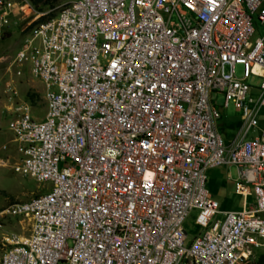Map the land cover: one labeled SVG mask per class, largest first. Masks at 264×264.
Returning <instances> with one entry per match:
<instances>
[{"label": "built area", "instance_id": "built-area-1", "mask_svg": "<svg viewBox=\"0 0 264 264\" xmlns=\"http://www.w3.org/2000/svg\"><path fill=\"white\" fill-rule=\"evenodd\" d=\"M11 30L20 39L0 55V91L12 145L0 148L14 173L47 186L0 210L21 221L0 236V264L264 255V0H70L53 13L0 0V41ZM23 70L41 84L40 119L15 99ZM214 93L241 111L228 143ZM222 164L252 203L224 211L210 198L206 171ZM191 210L201 231L187 240Z\"/></svg>", "mask_w": 264, "mask_h": 264}, {"label": "rangeland", "instance_id": "rangeland-1", "mask_svg": "<svg viewBox=\"0 0 264 264\" xmlns=\"http://www.w3.org/2000/svg\"><path fill=\"white\" fill-rule=\"evenodd\" d=\"M69 1L70 0H37L36 5L30 4L34 10H50V13H53L58 6ZM169 20L175 21V15L170 16ZM252 24L254 27L252 39H254L262 33L263 29L255 16L252 17ZM9 34L10 36L5 37L0 41V55H3L5 52V54H8L17 47L16 43L20 39L17 31L11 30V33ZM3 68L4 64L0 67V76ZM239 73L240 67L236 66L235 74L238 76ZM249 82L254 85L258 82V78L251 77L249 78ZM15 89L17 95V98L15 99L17 101L21 100L32 103V111L36 112L32 113L40 119L44 112V107L40 103L42 100L40 96L42 90L41 84L37 80L29 78L26 70H23L22 75L15 81ZM2 96L3 94H1L0 91V146L4 143H9V140L11 139V133L7 129L8 117L1 112V103L4 101ZM212 99L215 100V108L221 116L220 119L216 121L217 130L226 141H230L237 134L240 126L241 111L240 109L235 108L231 102L224 105L222 95L219 93H214L212 95ZM254 133L255 131H250L247 136ZM9 144L12 145V143ZM0 158L3 161V163L0 164V210L13 202L26 201L33 195L46 191L44 187H46L47 184L36 183L29 177L14 173L9 168L11 158H9V154H7L6 151L4 152L0 149ZM236 178V168L233 165L222 164L206 171L205 187L210 198L217 201L220 210L239 209L243 200H245L247 204L252 202V196L243 199L236 195ZM247 189L248 191L250 190L249 187H247ZM195 216L196 211L191 210L184 221V229L187 234V240L201 231V229L194 224ZM20 222L21 221H18L17 218L1 215L0 236L11 231L19 234L21 226Z\"/></svg>", "mask_w": 264, "mask_h": 264}, {"label": "crops", "instance_id": "crops-1", "mask_svg": "<svg viewBox=\"0 0 264 264\" xmlns=\"http://www.w3.org/2000/svg\"><path fill=\"white\" fill-rule=\"evenodd\" d=\"M262 114V113H261ZM221 117V116H220ZM262 123V122H261ZM241 124V123H240ZM262 125V124H261ZM240 127V126H239ZM238 132V131H237ZM237 135V134H236ZM236 135L232 138V139H234V138H236ZM231 139V140H232ZM225 140V139H224ZM230 140V141H231ZM225 142L226 143H228L229 141H226L225 140ZM211 170V169H210ZM208 171V170H207ZM207 190V189H206ZM208 192V191H207ZM237 195V194H236ZM239 196V195H238ZM240 197V196H239ZM249 197V196H248ZM242 198V197H241ZM247 198V197H246ZM212 199V198H211ZM213 200V199H212ZM215 201V200H214ZM253 201V200H252ZM216 203H217V201H216ZM252 203V202H251ZM250 204V203H249ZM217 205H218V203H217ZM246 205H248L246 202H245V200H243V202L241 203V207L239 208V209H241L243 206H246ZM219 207V206H218ZM239 209H236V210H239ZM222 210V209H221ZM229 211H234V209H228ZM224 211H227V210H224Z\"/></svg>", "mask_w": 264, "mask_h": 264}, {"label": "trees", "instance_id": "trees-1", "mask_svg": "<svg viewBox=\"0 0 264 264\" xmlns=\"http://www.w3.org/2000/svg\"><path fill=\"white\" fill-rule=\"evenodd\" d=\"M32 5H36L37 0H29ZM46 4V3H45ZM40 9V8H39ZM255 264H264V255L261 254L258 256Z\"/></svg>", "mask_w": 264, "mask_h": 264}, {"label": "clouds", "instance_id": "clouds-1", "mask_svg": "<svg viewBox=\"0 0 264 264\" xmlns=\"http://www.w3.org/2000/svg\"><path fill=\"white\" fill-rule=\"evenodd\" d=\"M9 143H10V140H9ZM9 143H7V144L4 143V144H5L6 146H8L7 148L9 149V151H11V150H10L11 145H10ZM4 144H2V145H4ZM0 147H1V146H0ZM0 149H1V148H0ZM1 151H2V150H1ZM9 151L6 150V153L9 154V158H11V162H12V158H13V157H12V154L9 153ZM3 154H4V153H3ZM3 158H4V157H3ZM7 158H8V157H7ZM7 161H8V160H7ZM2 163H3V161H2V159L0 158V164H2ZM10 164H11V163H10ZM9 168H10V166H9ZM10 169H11V168H10ZM255 263H256V261H255ZM255 263H254V264H255Z\"/></svg>", "mask_w": 264, "mask_h": 264}]
</instances>
